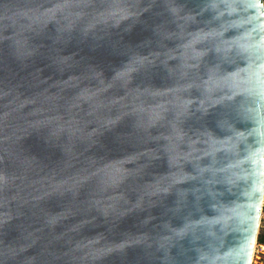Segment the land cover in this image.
Instances as JSON below:
<instances>
[{
  "label": "water",
  "instance_id": "obj_1",
  "mask_svg": "<svg viewBox=\"0 0 264 264\" xmlns=\"http://www.w3.org/2000/svg\"><path fill=\"white\" fill-rule=\"evenodd\" d=\"M263 0H0V264H252Z\"/></svg>",
  "mask_w": 264,
  "mask_h": 264
},
{
  "label": "rangeland",
  "instance_id": "obj_2",
  "mask_svg": "<svg viewBox=\"0 0 264 264\" xmlns=\"http://www.w3.org/2000/svg\"><path fill=\"white\" fill-rule=\"evenodd\" d=\"M261 234H264V200H263L262 213H261V218H260V223H259L257 236L261 235ZM259 243L264 244V242H259ZM252 264H264V249L261 252L260 248H256V250L254 252V257H253Z\"/></svg>",
  "mask_w": 264,
  "mask_h": 264
},
{
  "label": "built area",
  "instance_id": "obj_3",
  "mask_svg": "<svg viewBox=\"0 0 264 264\" xmlns=\"http://www.w3.org/2000/svg\"><path fill=\"white\" fill-rule=\"evenodd\" d=\"M256 248H260V251L262 252L264 249V244L259 243L256 239L255 245H254V252L256 250ZM254 252H253V257H254ZM252 262H253V258H252Z\"/></svg>",
  "mask_w": 264,
  "mask_h": 264
},
{
  "label": "trees",
  "instance_id": "obj_4",
  "mask_svg": "<svg viewBox=\"0 0 264 264\" xmlns=\"http://www.w3.org/2000/svg\"><path fill=\"white\" fill-rule=\"evenodd\" d=\"M263 1H264V0H263ZM257 240H258L259 242H264V234L258 235V236H257Z\"/></svg>",
  "mask_w": 264,
  "mask_h": 264
}]
</instances>
